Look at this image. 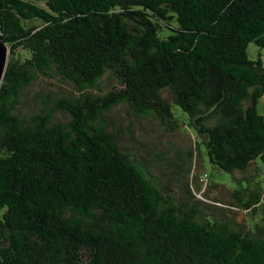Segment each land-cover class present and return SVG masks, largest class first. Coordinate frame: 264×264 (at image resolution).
Segmentation results:
<instances>
[{"label":"trees","instance_id":"16d2710c","mask_svg":"<svg viewBox=\"0 0 264 264\" xmlns=\"http://www.w3.org/2000/svg\"><path fill=\"white\" fill-rule=\"evenodd\" d=\"M0 31V264H264L260 185L242 206L262 211L252 230L212 221L103 119L125 105L184 124L237 185L257 160L264 174V0H0ZM106 76L115 86L97 93ZM39 77L74 92L25 119L18 98Z\"/></svg>","mask_w":264,"mask_h":264},{"label":"rangeland","instance_id":"374dc122","mask_svg":"<svg viewBox=\"0 0 264 264\" xmlns=\"http://www.w3.org/2000/svg\"><path fill=\"white\" fill-rule=\"evenodd\" d=\"M9 54L8 48V57ZM112 86L115 83L106 76L96 92L105 93ZM67 92L74 91L61 80L39 77L19 96L17 112L28 119L40 109H51L55 100ZM164 95L169 100V96ZM257 110L264 115V94L257 104ZM179 118L187 123V118ZM103 119L120 149L132 161L139 163L165 194L182 201L189 197V191L206 218L244 231L252 230L254 224L259 222L262 216L260 209L251 214L242 208L248 195L260 192V187L264 190V174L258 165L259 160L257 164L251 163L247 170L235 173L237 185L232 174L220 171L209 163L198 136L184 124L179 129L168 130L155 118L134 115L125 105L116 106L105 113ZM53 120L66 122L67 117L57 112ZM193 139L199 143L198 150ZM203 174L208 179L201 182L199 176Z\"/></svg>","mask_w":264,"mask_h":264},{"label":"water","instance_id":"95a60500","mask_svg":"<svg viewBox=\"0 0 264 264\" xmlns=\"http://www.w3.org/2000/svg\"><path fill=\"white\" fill-rule=\"evenodd\" d=\"M7 57H8V48L2 41L1 31H0V86L2 84L3 76L7 65V60H8Z\"/></svg>","mask_w":264,"mask_h":264},{"label":"built area","instance_id":"2783aa9c","mask_svg":"<svg viewBox=\"0 0 264 264\" xmlns=\"http://www.w3.org/2000/svg\"><path fill=\"white\" fill-rule=\"evenodd\" d=\"M199 179H200V181H201V182H204V181H206V180H207V178H206V175H205V174H203L202 176H200V177H199Z\"/></svg>","mask_w":264,"mask_h":264}]
</instances>
